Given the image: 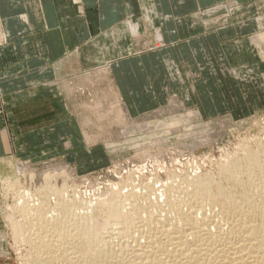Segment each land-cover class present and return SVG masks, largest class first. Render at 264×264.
Returning a JSON list of instances; mask_svg holds the SVG:
<instances>
[{
    "label": "rangeland",
    "instance_id": "374dc122",
    "mask_svg": "<svg viewBox=\"0 0 264 264\" xmlns=\"http://www.w3.org/2000/svg\"><path fill=\"white\" fill-rule=\"evenodd\" d=\"M230 3L231 0L221 6L222 9H224V12L221 10L216 12H209L212 9L209 7V9L203 8L202 10H200L199 14L201 15V17H203V19L207 20L210 19V15L218 16L220 18V24L231 25V27L226 32H231V36L224 35L220 29L211 27L205 28L199 36L191 37V35H189L190 38H188L189 41L197 40L198 43H200L199 41L203 43L197 44V46L199 47V51L203 56V63L209 72V76L207 77L209 81L203 86L207 90H209V88H213L214 90V93L207 92V95H213L216 98V100L214 99L216 107L214 109V112L212 114H206L204 112L205 110H201V112L196 107L197 99L199 101L200 98H198L199 96L197 95V93L192 92L193 89L191 87V84H194L195 80H193L191 77H187L186 84H184L183 88H180V86H175L177 87V91H174V88H171V85L170 88L172 92H168L166 90L159 92L157 89H155L154 91V88H151V107L142 110L139 114H133V116L131 115L135 122L142 118H152L162 112L163 113L160 114V119L168 118L172 116V112H170L171 109H169L171 99L174 97V95H176L175 99L177 101H175L177 102V104H181V106L178 107V109L180 108V111L176 109L179 113L192 114L194 110H199L200 114L202 115L201 120L195 119L193 121V124H199L197 130H201L210 125V122L212 123V125H217L218 118L230 116L233 118V120H235V122L229 123L225 126V128H223L226 134L220 141H218V137H216L209 144H204L202 146L200 145L196 149H184L182 146V139H178V135L185 131L183 127L184 124H182V126L176 127L178 129L175 130V132L171 131V134L169 133L168 138L166 137L163 143L159 142L160 145L156 142V144H154V142H149L150 139L148 138L145 140H140V144L142 142H144L143 144H145L142 145L143 149H150L151 147H153L151 148L152 153L154 155L156 154L154 151H157L158 153V157L156 156L154 160L152 159L153 161H150V167H147V169L144 167V165H142L141 167V164L143 163L141 159L142 157H139L136 151L137 149L138 151L143 150L142 146H137L139 145V142L136 145H131L126 140L127 137L133 135L138 136L139 134H123L122 129L123 127H125V125L123 126V124L117 121V110H119L118 106L120 105V103H115L116 101L114 100H116V96L112 95L118 92L116 83L114 80L112 81L113 77L102 76L104 78L101 79L102 77H99L100 75L98 76L100 72L98 67L103 64L97 65L95 68L86 67L84 65L86 69H82V71L77 66L75 77L60 78L58 86L59 93L57 92L58 87H54V90L56 91L54 92L57 93L58 99L54 101V108H51L50 112L48 111V109L46 110L47 115L43 116L41 124H30L26 126L25 124L20 123L19 120H21V122H24L25 119L21 116L22 113L19 107L15 108L13 106L12 108L2 109V112H5L6 116H12L13 124L11 128L15 133L11 134V146L13 145V149H11V146L7 144V142H5L4 140H0V264H32L33 258H35V255H37L39 250L40 252H42V250L39 248L42 247L41 244H43L44 242H41L42 240L37 237H43L44 235L39 236L38 234L34 237L35 240L38 241H34V243H40V247H35V245L37 246V244H35L32 248L31 243L29 242L30 240L33 241L34 239L33 236L35 235V233L32 231H37L36 228H34L37 227L36 225H28V227L26 225V232L23 231L24 237L20 236L19 238V236H16V234L12 233L15 232L14 226H12V222H16L15 218L16 220H18L17 222H20L22 224L25 220L24 216L21 213L24 205L34 204L36 202L35 204L38 207L39 203H44L46 204V206H43L42 210L46 211L47 213L44 212V215H49V217L53 215V212H56V215L57 213H61V215H63L62 213L64 212H60V210H64L65 208L67 209L68 207V209H70V207L74 209L77 208V217L80 216L82 218L81 214L84 217L91 215V213H89L90 215L87 213V210L92 212L90 206L96 205V201L98 200V198L102 197L101 195L106 190L107 186L109 187L111 185V183H118L116 185V189H122L123 184H128V181L132 180L133 185L130 184V187L126 186L124 187V189L130 190L132 189L131 187L135 186L134 188L136 189L139 187V192H144V190L147 191V189L143 186L145 185L144 183H148V181L151 180V186L155 185V189L153 191L158 193V191H160L158 188L160 187H164L168 191L171 184H174V186H178L181 183V180L179 179H184L185 175H195L198 173H205L209 170H213L216 171L214 176L217 177V171L223 164L224 158H227V154L229 156L228 152H231V155L236 151L235 154L238 153L237 155L239 156V158L243 159V157L245 156V152L243 151L245 148L243 147V144L244 146L248 144V148L252 150L254 149V152H258L260 158L264 160V28H261V26H264V0H252L251 2V4H255L257 6V15L251 14V16H253L250 19L252 25L255 26L256 24V27H251L250 24V27L246 26L243 28H237L236 25H238L239 22L242 21V19L247 20L249 14H246V16L242 17L243 14L241 13V11H238V8L235 9V11L229 13L228 9L231 8V5L236 4ZM190 14L191 13H189V15ZM255 16H259L257 17V20H255ZM260 16L262 17V19H260ZM159 21L160 19H155L153 21L155 23L154 25H157ZM161 22L162 21H160V23ZM260 23H262L263 25H261ZM141 34L139 44L135 43L134 45L135 51H151V53L159 52L163 54L166 51L175 52L176 50L172 49L176 46V44H179L178 41H156L154 38V28L151 29V44L147 38H142ZM128 47L129 46L127 45L124 46V48ZM103 57L109 58V56L105 55V53H103ZM204 76H206V74H204ZM67 82H72L73 84H75L76 87L73 92H71L70 89L67 88ZM186 88L190 92L189 97H186ZM207 95L205 93V96ZM23 96H26L23 92L22 94L20 91L13 92L9 100H12V102L15 103H19V100ZM113 96H115V98ZM47 98L50 99L53 97L51 95L49 97H46V99ZM54 98H56V96ZM43 99H45V95H43ZM0 101L2 105L3 97L1 94ZM208 102L203 100V103L205 105ZM116 105L118 106L115 107ZM164 108H166V110H164ZM101 114H103V116H101ZM139 116L142 118H140ZM192 118L195 117L193 116ZM86 120L88 123L84 125V122H86ZM2 121L3 118L1 117L0 123ZM83 126L85 127V130L90 137L89 142L87 141L86 136L83 134ZM2 128H4V124L1 123L0 129ZM149 134L150 133L148 132L140 134L139 137H141L142 139L147 137ZM258 136L261 137L260 140ZM251 138L254 140H251ZM243 139L245 140V142L243 141ZM240 140L242 141V143L238 144L240 146L239 147L237 143L238 141L240 143ZM67 146L70 147L68 148ZM161 146L165 147V149H162V151H160L159 149L157 150V148H160ZM172 147H174L173 150ZM259 147L260 150H258ZM236 148L238 149L236 150ZM152 149H154V151ZM224 149H226V151ZM165 150H168L167 153H165ZM235 154L232 155L235 156ZM216 161L219 162L217 163ZM169 169H173L172 171H175L177 169L175 172L179 174V177L177 173L172 174L167 172ZM63 171L66 173L63 174ZM48 174H53V178H51L46 184L45 178ZM173 177L175 178L173 179ZM223 183L226 184L225 180ZM163 184L164 186H161ZM141 186H143L144 188ZM114 187L115 186H113V188ZM140 187L143 190L140 189ZM177 191H179V189H177ZM152 195L156 196V193L152 194L151 191V196ZM42 199L44 200V202ZM67 202L69 203V205ZM65 203L68 206H66ZM19 204L24 205H22V207ZM62 205H64V207ZM76 205L77 207H75ZM49 206H54L55 210L51 209L50 211H48V209H50ZM83 206H86V209ZM18 207H21L22 209ZM78 207L80 208V210ZM166 207L167 206L164 205V212L162 211V209H160L163 215L165 214L166 209H168V207ZM82 208H84L87 212ZM84 212H86L88 215H86V213ZM162 213L158 212L157 214ZM6 215L9 216V218L6 217ZM72 217H74L73 214L68 215L65 218L71 219ZM67 219H64L63 223L68 222V226L69 221L71 220L69 219L68 221ZM261 221L262 219L260 216L258 222ZM93 223H95V221H93ZM110 225L113 226V229L109 228L111 229L110 232H117V228L120 227V225L115 224L114 221H112ZM50 229L49 231L45 232L48 238H53L51 242L52 252L50 248L49 251L51 253L49 252L48 254L55 255L57 253L55 256L59 257L63 253L70 255V253L68 252L75 251L74 253H71L70 256H76L78 254V256H85L84 252L86 251L83 250V244H87L89 242L87 240L86 243V239H88L89 236L88 234L87 238L84 234L83 237L80 235L79 239L81 240H79L76 236V240L78 239L79 241L74 240V242H71L72 246L70 243H66V246L63 243H60L62 245V248H58L61 247L58 241L56 242L55 240L56 236L58 238V235H56L55 230ZM133 229L134 230H132V232H140V229ZM60 230L63 231L64 229L62 228ZM47 232L55 237H51V235H48ZM53 232L55 233L53 234ZM139 232L135 234H140L142 230L140 233ZM142 233H144V231ZM142 233V237L140 235H136L137 237H139L138 239L132 236L130 237L132 240L128 238V243H130L125 247L130 248V246L133 244L134 246L131 247H135L137 243H139L137 241H140L141 238L144 237V234ZM135 234L133 236H135ZM102 235L103 234H100L99 236ZM47 236H45V238ZM30 237H32L33 239H30ZM116 237L117 238L114 241L115 243L113 242V244L111 243V245L100 243L102 244L100 246V244H96L97 242H94L95 244L90 242L89 243L93 244L95 249L100 248L103 245L106 246H103V248L108 249L113 245V247L115 248V245L118 241L122 242L124 240L123 242H125L126 240V236L122 237V240L119 239L120 237H118V235H116ZM69 238L72 239L73 236L72 238L71 236H69ZM134 239H137V243L131 242L135 241ZM144 239L141 240L140 243L143 242ZM53 240L55 241V243ZM90 244L88 245L90 246V248H92L90 251L92 255V252H96V250H94L93 246ZM73 245L76 246L74 247ZM80 245H82L83 248ZM117 245L116 246L119 247L120 244ZM43 246H45V244H43ZM64 247L66 250L64 249ZM53 248L56 249V252H54ZM33 249H36L37 251H34ZM61 249H63L64 252H62ZM68 249L70 251H68ZM58 250L60 251L59 253ZM82 252L84 254H82ZM86 253L87 257L91 256L89 252ZM122 256H126V254Z\"/></svg>",
    "mask_w": 264,
    "mask_h": 264
},
{
    "label": "bare ground",
    "instance_id": "6f19581e",
    "mask_svg": "<svg viewBox=\"0 0 264 264\" xmlns=\"http://www.w3.org/2000/svg\"><path fill=\"white\" fill-rule=\"evenodd\" d=\"M260 24L263 25L262 23ZM262 27L264 28V26H261V28ZM112 95L116 96V94ZM115 96L113 97L115 98ZM175 98L176 97H173L171 99V104L169 106V109H171V111H169L172 112V116L160 119V114H162V112L152 118L148 116L150 118L147 119H143L139 116L142 119L138 120L137 122L133 120V117L131 116L129 110L127 109L124 103H120L119 106L116 105L115 107H119V110H117V121L123 124V126L125 125V127H123L122 129L123 134H139L138 136L133 135L127 137L128 139L126 138V140L128 141V143L131 145H136L139 142V145L137 146H142L145 144H143L144 142L140 144V140H145L147 138L150 139L149 142H154V144L159 142L163 143L166 137L168 138L169 133L171 131L175 132V130L178 129L176 127L182 126V124H184L183 127L185 131L178 135V139H182V146L184 149H196L200 145L202 146L204 144H209L216 137H218V141L222 140L223 136L226 134L223 128H225L227 124L235 122V120H233V118L230 116L218 118L217 125H212V123L210 122V125L206 126L201 130L198 129V131L197 127L199 124H193V121L195 119L201 120L202 115L200 114L199 110H194L192 114L179 113L177 110L180 111V108L178 109V107H180L181 104H177V100ZM114 101H116L115 103L120 102L117 101V98ZM164 110H166V108H164ZM101 116H103V114H101ZM193 116L195 118H192ZM87 123L88 122L86 120V122H84V125H86ZM147 132L150 133L147 137L142 139L141 137H139L140 134H144ZM83 134H85L87 141L89 142L90 137L87 131L85 130L84 126ZM260 138L261 137H259V140ZM251 140L254 139L251 138ZM243 141L245 142L244 139ZM241 143L242 141L240 143L238 141L237 145ZM246 146H244L243 144V147L245 149L241 146L244 149L243 151L245 152V156L243 157V159L239 158V156L237 155L238 153L235 154L236 151L232 153L235 154V156L232 154L231 156V152H228L229 156L227 154V158L223 157V164L217 171V177L214 176L216 171L213 170H209L205 173H198L195 175H185V177L183 176L184 179H179L181 180V183L179 182L180 184L178 186H174V184H171L168 190L169 192L164 187L158 188L160 190H157L159 194L157 192H154L153 190L155 189V185L152 184L153 186H151V180H146L148 181V183H144L145 185L143 186L147 189V191H141L142 193L139 192L140 190L138 191V186H136L138 187L137 189L134 188L135 186L131 187L132 189L130 190L124 189V187L126 186L130 187V184L133 185L132 180H129V183L127 182L128 184L121 183L123 184L122 189H116V185L118 183H111V187L107 186L106 190L104 189L105 191L101 195L102 197H99L96 201V205L90 206L92 212H90L89 210H87V212L85 210L86 206H83L85 207V209H82H84V211H86L88 214L91 213V215L89 214L90 216L84 217L81 214V218L79 214V217H77V208L74 209L70 207V209H68V207V210L66 208L64 210H60V212H64L62 213L63 215H61V213H57L56 215V212H53V215L49 217V215H44V212L46 211L42 210L43 206H46V204L44 203H39L38 207L35 204L36 202L34 204L27 205H24L25 203L19 204L20 206L24 205V207L22 206V212H20L24 216L25 222L23 221L22 224L20 222H17L18 220H16L15 218L16 222L11 221L13 223L12 226H14L15 232H10L16 234V236H19V238L20 236L24 237L23 231L26 230V225L27 227L28 225H36L37 227L34 228H36L38 232H35V230L32 231L35 233L33 238L38 234L39 236L44 235L43 237H37L42 240L41 242H44L43 244H45V246L41 244L43 248L40 247V243L38 244V241L35 240V238L33 239L32 237H30V239L32 238L33 241L28 240L31 243L32 248L35 244H37V246L35 245V247L39 246V249L42 250V252H40L39 250L37 255L34 254L35 258H33L32 264H264V160L260 158L258 152H254V149H249V145L247 146V148ZM151 148L143 149L142 146L143 150L138 151L137 149L136 151L139 157H142L141 159L144 163L141 164V167L142 165H144L146 169L147 167H150V161L152 159L154 160L158 154L157 151H154V149H152L156 153L154 155L151 151ZM158 149L162 151V149H165V147L161 146L160 148H157V150ZM173 149L174 147H172V150ZM237 149L238 148H236V150ZM224 150L226 151V149ZM258 150H260V147ZM167 151L165 153H167ZM216 162L218 163L219 161ZM172 170L169 169L167 172L172 174L177 173L175 172L177 169L175 171ZM62 173L65 174L66 172L63 171ZM51 178H53V174L46 175L45 183L47 184V182ZM174 178L175 177H173V179ZM224 180L226 184L223 183ZM113 186H115V189L113 188ZM161 186H164V184ZM141 187L140 189H142ZM175 188L179 189V191H177V189ZM151 191L152 194L156 193V196H151ZM68 205L66 204V206ZM164 205H166L168 209H166V212L163 215L162 211L164 212L165 210L163 208ZM62 206L64 207V205ZM49 207L50 209H48V211H50L51 209L55 210L54 206ZM75 207H77V205ZM160 209H162V211ZM157 211L162 214H157ZM87 213L86 215H88ZM71 214H73L74 217H72L71 219L65 218ZM91 216L94 218H92ZM260 216L262 221L258 222ZM6 217L9 218V216L7 215ZM63 218L67 219L68 221L69 219L71 220L69 221L68 226V222L63 223ZM92 220L95 221V223H93ZM112 221H114L115 224L120 225L119 228L116 227L117 232H110V230L113 229V226L110 225ZM50 228L52 230H55L56 235H58V238L57 236L55 238L56 242L58 241L59 244L63 243L65 244V246L66 243H70L72 246L71 242H74V240L77 241L80 235L83 237V234L86 238L89 235L88 239H86V243L88 240L90 243L97 242L96 244L103 243L105 245H111V243L113 244V242L117 238L116 235L120 237V240L123 239L122 237L126 236V240L125 242H123L124 240L122 242L118 241L116 245L120 244L119 247H117L118 245H115L114 248L113 245L108 249L103 248V246L105 245L95 249L93 244H90L89 242L87 244H83V250H85L86 252L90 253L92 249L88 244L92 245L93 249L96 250V252H92V255L90 253L91 256L89 257H87V253L84 251L83 252L85 254L83 252L82 254H84L85 256H78L79 254L76 256H70L71 253H74L75 251L72 250L73 252H68L70 251L69 249L67 252L70 253V255L63 253L59 257H56L55 255L57 253L55 255L48 254L50 252V248L52 252L51 242L53 238H48L45 232L49 231ZM62 228L64 229L63 231L60 230ZM133 228L137 230L140 229V232L141 230L142 232L144 231V233L141 232L142 234H144V237L141 238V240L145 238L144 241L141 243V240L137 241L140 244L137 243L136 240L139 238L137 236L140 235L142 237V235L139 231L138 232L140 234L138 235L135 234L138 233L137 231L132 232V230H134ZM55 232H53V234ZM49 234L50 233H48V235ZM100 234L103 235L99 236ZM134 234L135 236H133ZM50 235L51 237H55L52 236V234ZM45 236L47 237L45 238ZM69 236H71V238L73 236V238L70 239ZM76 236L78 238L77 240ZM131 236L137 238L136 240L134 239L135 241H131L133 243H137V245L135 247H131L134 246V244L131 245V243L130 248H127L125 246H128V244L130 243H128V238H130ZM34 241L37 242L34 243ZM101 245L102 244H100V246ZM80 246L82 247V245ZM58 248H62V245ZM55 250L56 249H54V252H56ZM61 250L62 252H64L63 249ZM59 252L60 251L58 250V253ZM124 254H126L127 258L126 256H122Z\"/></svg>",
    "mask_w": 264,
    "mask_h": 264
},
{
    "label": "crops",
    "instance_id": "0c3cea01",
    "mask_svg": "<svg viewBox=\"0 0 264 264\" xmlns=\"http://www.w3.org/2000/svg\"><path fill=\"white\" fill-rule=\"evenodd\" d=\"M229 1L0 0V94L3 97L0 119L3 118L1 123L4 124L0 140L11 146V134L15 133L11 128L12 116H6L2 109L19 107L25 119L24 122L19 120L20 123L26 126L41 124L46 110L50 112L58 99L54 87L59 86L60 78L75 77L77 66L82 71L86 69L84 65L95 68L103 64L98 67V76L113 77L118 88L117 101L124 103L132 116L151 107V88L159 92H172L171 88L177 91L175 86L183 88L187 77L195 80L191 84L192 92L200 98L196 107L212 114L216 98L207 95V92L214 93L213 88L207 90L203 86L209 81V72L197 46L203 43L188 38L189 35L199 36L205 28L211 27L230 35L231 32H226L231 25L220 24L218 16L210 15L207 20L199 14L209 7L212 8L209 12H224L221 6ZM251 2L231 0L236 4L231 5L229 13L238 8L242 17L249 14L247 20L242 19L236 25L237 28L250 27V24L256 27L250 19L251 14L257 15V6ZM155 19L162 22L154 25ZM153 28L156 41L179 42L172 49L175 52L135 51L134 45L139 44L141 32L142 38H147L151 44ZM124 44L129 47L124 48ZM103 53L109 58L103 57ZM67 85L73 92L75 84L67 82ZM185 90L189 97V90ZM17 91L26 95L19 103L9 100ZM51 95L53 98L46 99ZM203 100L209 102L205 105Z\"/></svg>",
    "mask_w": 264,
    "mask_h": 264
}]
</instances>
